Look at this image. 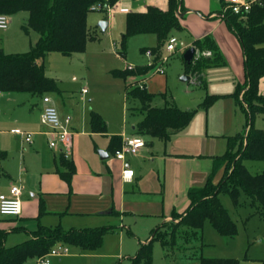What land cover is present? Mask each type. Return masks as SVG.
Here are the masks:
<instances>
[{"label": "crops", "instance_id": "obj_1", "mask_svg": "<svg viewBox=\"0 0 264 264\" xmlns=\"http://www.w3.org/2000/svg\"><path fill=\"white\" fill-rule=\"evenodd\" d=\"M181 1L186 9L181 14L183 29L190 32V35L194 38L186 47L182 44L184 53L188 48L194 47L196 40L211 36L224 61L221 65L206 68L202 73L205 85L197 86L204 87V90H206L208 79L206 70L221 66L229 69L230 81L227 86L220 85L218 89L205 91L202 101L207 94L224 95V97L215 101L207 110L200 108L199 105L202 101L199 102L197 107L194 108L196 113L191 122L167 141L144 136L145 146L140 148L138 153L134 155L127 154L124 160L115 157L113 150L119 142L118 140L112 142L111 138L118 137L123 145L125 139L140 136L135 131L136 125L130 130L125 126L119 132H109L105 118L99 112L90 108L89 125L91 134L106 137V143L103 145L102 150L108 154V158L102 159L99 156L103 161V163H100L93 156L91 160L94 159V163L93 161L88 163L80 156L77 137L79 124L74 109L72 104H66L65 98L62 96L63 92L58 88V91L55 92L59 93L61 103H57L52 99L51 102L57 108L62 119H70L69 130L72 132V148L69 159L75 166V173L70 184L57 173L56 159L60 150L49 146L50 128L41 122V113L45 106L42 97L48 96L47 94L50 92L40 96L41 126L39 129L33 128L32 131H23L18 128L7 130L4 125L8 122L0 114V195H10V189L13 185L20 186L22 191L20 196L22 202L21 214L19 216L0 215V232L3 233L4 246L12 247L34 238L35 232L41 226L54 228L60 225L64 230L113 226L121 232L126 230L128 234L137 239L136 242L130 243V249L126 253V257L129 256L130 259L136 255L140 243L151 240L154 229L163 223L171 222L174 213L182 215L187 211L190 205L188 193L192 188H200L206 184L214 169L213 157L226 151L229 136L246 130V116L239 109L235 99L230 96L235 91L237 82H242L245 77L244 56L239 38L226 25L222 15L217 12L220 9L218 0L216 2L214 0ZM150 5L166 9L167 0H121L109 13L112 14L116 9H119L123 11L126 17L128 12H141ZM109 16L108 14L106 18L104 15L101 20L108 21L107 30L112 24ZM27 17L28 15L23 24L26 22ZM9 29L10 22L8 29H0V48L8 54L27 52L31 45L37 41L38 37L35 33L26 34L24 32L30 39L29 49L24 52L12 51L13 49L10 51V47H6L8 45L4 41L6 38L4 35ZM141 53L146 55L142 51ZM151 62L152 59L146 55V59L136 66H147ZM183 63L184 65L186 63L184 57ZM164 69V74L157 73L153 68L145 75L128 77L127 79H130L131 82L126 85V89L130 85L143 83L147 91L155 96L153 105H163V100L159 95L168 94L165 93L168 81L166 65H164ZM184 77L189 79H182ZM182 78L183 81L194 80L193 77L186 74V71H184ZM83 89L87 90V87H82V91ZM259 90L264 95V77L260 80ZM82 91L81 93H83ZM4 93L13 92H0V103ZM172 98L175 101L173 96ZM187 110H191V108ZM92 112L98 113L105 121L107 125L105 133L92 131ZM255 126L260 128L257 123ZM16 130L31 133L32 141L30 143L26 142L22 136L15 133ZM10 133L20 138L25 145L30 147L36 144L38 146L41 140H45L47 147L52 151L51 162L47 158L46 161L42 159L41 163L33 165V159H28L29 156L26 157L25 153H22L21 161L17 165L18 170L11 169ZM100 152L98 150L99 155ZM126 168H131L134 171L131 181H126L122 177L123 170ZM223 171L224 169L221 167L215 172V183L221 179ZM15 172H18V174H15ZM63 194L69 196L68 200L60 196ZM42 201L45 212L40 215V203ZM70 217L76 218V221L72 222L70 226L64 227L63 220ZM92 217L103 221H92ZM178 221L175 220L176 223ZM120 239L121 241L124 239L122 233H120ZM125 251L126 249L124 251L122 249L120 252L122 258L125 257V255H122ZM129 254H133V256ZM30 260L23 264L31 263ZM34 260L39 262V259H33L32 261ZM119 261L122 264L123 259Z\"/></svg>", "mask_w": 264, "mask_h": 264}, {"label": "trees", "instance_id": "obj_2", "mask_svg": "<svg viewBox=\"0 0 264 264\" xmlns=\"http://www.w3.org/2000/svg\"><path fill=\"white\" fill-rule=\"evenodd\" d=\"M121 0H0V14L11 17L26 12L28 17L21 26L26 34L35 33L37 41L24 53H6L0 48V92L31 93L43 96L47 92L58 91L55 80L46 74L42 60L50 52H59L64 56L82 53L89 38L95 39L87 26V16L92 6L101 4L102 12L107 15ZM251 1V0H247ZM217 12L222 15L226 25L239 38L244 56L245 77L237 82L235 91L230 94L239 109L246 116V130L227 138L226 151L213 157L214 169L206 184L192 188L189 193L190 205L182 214H173L174 220L163 223L153 230L150 241L140 243L136 255L130 258V264H152L153 243L159 241L164 251L175 242L179 228L185 232L199 233L205 222L223 237L232 238L237 232V225L229 212L222 205L219 194L230 196L234 205L240 204L242 195L247 196L256 208V214L264 218V172L252 174L244 162L246 160L264 161V130L254 125V117L264 114V95L260 93V80L264 77V0L252 2L250 10L235 14L226 0H219ZM186 11L181 0H167V8L150 5L146 10L130 11L126 14L125 32L123 33L118 54L126 55L127 43L131 37L152 34L157 44L151 48H142L152 52V63L147 66L126 67L114 70L115 76L127 79L130 76L147 74L162 57V47L166 44L170 32L183 29L182 17ZM199 51L210 50L212 56H199L191 63H185L186 74L195 79L194 84L204 86V70L213 65H221L223 57L211 36L194 42ZM163 105L155 106V96L150 94L145 84L130 85L126 89L127 102L142 115L136 124L138 135L155 137L167 141L171 136L183 130L192 120L195 109H181L170 94L159 95ZM224 95L207 94L200 108L207 110ZM138 105H135V104ZM93 132L105 133L107 125L96 112L91 113ZM118 140L113 153L122 147ZM223 168L221 179L215 183L214 175ZM56 170L68 184L75 173L73 162L60 151L56 159ZM45 212L43 201L40 203V215ZM178 217V222L175 219ZM113 226L86 229L64 230L62 226L54 228L40 227L34 238L12 247L3 245V233L0 232V264H23L30 259H41L57 243L75 246L83 251H98L108 232L115 231ZM187 230V231H186ZM264 264V259L261 261ZM113 264H121L117 261ZM198 264H240L234 258H206L201 256Z\"/></svg>", "mask_w": 264, "mask_h": 264}, {"label": "rangeland", "instance_id": "obj_3", "mask_svg": "<svg viewBox=\"0 0 264 264\" xmlns=\"http://www.w3.org/2000/svg\"><path fill=\"white\" fill-rule=\"evenodd\" d=\"M104 15L101 10H92L88 13L87 26L95 39H88L84 52L69 57L59 52H50L42 60L45 64L46 74L54 78L56 85L63 92L62 96H64L66 104H72L79 124L77 137L80 156L88 163H92V161L94 163V159L91 160L93 156L97 162L103 163L98 150L103 151V145L106 143V137L91 134L90 108L105 118L109 132H119L125 126L130 130L136 125L142 115L133 111L134 104L127 102L125 98L126 85L131 80H124L115 76L113 72L142 63L146 59V55L141 53V48H151L157 43L156 37L152 34L131 37L127 43L126 55L120 56L118 49L121 37L125 32L126 17L119 9H116L112 14L109 13L112 24L106 32H102L98 24ZM26 16V12L11 16L10 29L4 35V37L6 36L5 44L8 45L6 47H10V51L13 49L12 51L24 52L29 49L30 39L21 28ZM171 38H176L178 45L175 51L168 52L166 44ZM193 39L190 32H186L184 29H174L162 47V55L168 59L165 64L168 80L165 93L171 94L175 98L176 104L184 110L197 107L202 101L205 91L218 89L220 85L227 86L230 81L229 69L223 66L206 70L208 78L206 90L204 87L193 84V80H181L185 71L184 47ZM182 44L185 46L183 47ZM82 87H87V93H81ZM47 95L57 103H61L58 92H50ZM40 102V96L28 92L4 93L0 103V114L8 122L4 128L7 130L18 128L23 131L39 129L41 126ZM254 120L255 125L257 123L260 129L264 130V114L255 115ZM36 145L31 147L25 145L20 138L10 133V168L18 170L17 165L21 161L22 153H25L26 157L29 156L28 159H33V165L41 163L42 159L46 161L47 158L51 162L52 151L47 147L46 141L41 140L39 145ZM12 162L13 164H11ZM244 164L252 174L264 172V161L246 160ZM16 173L18 174V172ZM60 196L66 200L69 197L67 194ZM219 199L237 225L238 232L234 237L221 236L209 222H205L203 229L195 234H192L191 231L185 232L184 227L179 228L174 244L170 245L167 251H164L159 241L153 243L152 264H198L201 256L234 258L238 259L240 264H262L261 261L264 259V218L256 214V208L245 195H242L240 204L237 206L234 205L228 194L220 193ZM95 218L92 217V221L101 220ZM172 219L174 220L173 217ZM175 220H178V217ZM74 221H76L74 217L64 219V227L70 226ZM120 233L124 236L123 241L120 239ZM136 241L137 239L128 234L126 230L121 232L116 229L105 235L103 245L98 251H83L78 247L68 246L69 252L62 257L51 258L50 264H113L121 259H123L122 264H129L130 259L129 256L126 257V253L130 249V243ZM122 249L123 251L126 249L122 254L125 255L124 258L120 256ZM32 260L28 264H42L37 260Z\"/></svg>", "mask_w": 264, "mask_h": 264}, {"label": "built area", "instance_id": "obj_4", "mask_svg": "<svg viewBox=\"0 0 264 264\" xmlns=\"http://www.w3.org/2000/svg\"><path fill=\"white\" fill-rule=\"evenodd\" d=\"M229 7L235 14H240L241 12H248L250 10L252 2L256 0H226ZM91 10H104L101 4H96L92 6ZM10 19L5 14H0V29L6 30L9 27ZM177 40L176 38H171L166 44V49L168 52H173L176 49ZM146 55L153 58L151 51H147ZM212 56V51L196 50L195 58L199 56ZM167 58L161 57L159 61L154 65L155 71L159 74H164V65L167 62ZM152 63V62H151ZM195 79L193 80V83ZM86 89H83V93H86ZM42 101L45 104L43 111L41 113V122L50 128L49 132V146L51 148L59 149L65 154L66 158L70 157V152L72 148V132L69 130L70 119H62L57 108L52 104L51 98L49 96H43ZM16 134L22 136L24 140L28 143L32 141L31 133H24L20 130L15 131ZM145 146V141L141 136L131 137L125 139L121 149L115 152V157L119 160H124L127 154L134 155L138 153L139 149ZM134 176V171L131 168H126L123 170L122 177L126 181H131ZM21 188L18 185H13L10 189V195L1 194L0 195V215L2 216H19L22 211V202L20 199ZM69 252L68 245L56 244L50 251L39 259L42 264H50V259L53 257H62Z\"/></svg>", "mask_w": 264, "mask_h": 264}, {"label": "water", "instance_id": "obj_5", "mask_svg": "<svg viewBox=\"0 0 264 264\" xmlns=\"http://www.w3.org/2000/svg\"><path fill=\"white\" fill-rule=\"evenodd\" d=\"M98 26H99V28H100L103 32H105V31L107 30V27H108V21L103 20V21L99 22ZM195 53H196V49H195V47H190V48H188V49L185 51L184 56H183L185 62H186V63H191L192 60H193L194 57H195ZM182 79L185 80V79H189V78H188V77H184V78H182ZM100 156H101L102 159L108 158V154H107L106 152H103V151L100 152Z\"/></svg>", "mask_w": 264, "mask_h": 264}]
</instances>
